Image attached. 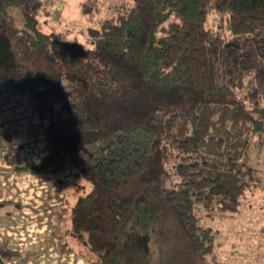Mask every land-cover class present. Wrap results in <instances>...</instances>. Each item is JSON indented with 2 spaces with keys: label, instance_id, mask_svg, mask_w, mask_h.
Wrapping results in <instances>:
<instances>
[{
  "label": "trees",
  "instance_id": "obj_1",
  "mask_svg": "<svg viewBox=\"0 0 264 264\" xmlns=\"http://www.w3.org/2000/svg\"><path fill=\"white\" fill-rule=\"evenodd\" d=\"M13 4L0 0V84L27 96L44 128L48 153L23 169L69 166L91 185L74 195L64 232L76 252L89 264H231L195 211L236 212L264 178V102L242 94L239 74L255 67L241 39L260 37L264 0H118L87 26L86 44L50 11H24L16 26ZM213 12L233 35L228 55L216 52ZM17 255L0 247V264Z\"/></svg>",
  "mask_w": 264,
  "mask_h": 264
},
{
  "label": "crops",
  "instance_id": "obj_2",
  "mask_svg": "<svg viewBox=\"0 0 264 264\" xmlns=\"http://www.w3.org/2000/svg\"><path fill=\"white\" fill-rule=\"evenodd\" d=\"M47 153L30 99L0 84V247L19 253L5 264H89L64 235L71 204L57 178L70 167L55 176L23 169Z\"/></svg>",
  "mask_w": 264,
  "mask_h": 264
},
{
  "label": "rangeland",
  "instance_id": "obj_3",
  "mask_svg": "<svg viewBox=\"0 0 264 264\" xmlns=\"http://www.w3.org/2000/svg\"><path fill=\"white\" fill-rule=\"evenodd\" d=\"M15 1L16 4L8 7L7 11L12 16L16 26L22 25L24 11H35V15L42 20L45 18L43 14L50 11L52 19L64 26H57V28L59 27L58 30L66 28L60 30H66V34L69 32L68 37L70 39L75 37L85 42L86 34L83 35V33L87 31V26H96L97 20L107 15L108 4L118 0H103L101 10L95 15L87 17L81 13V6L85 0ZM46 17L48 19L49 16ZM207 26L212 31L217 54L220 56L228 55L229 53L222 46L233 35L227 31L225 19H221L219 14L213 12L209 15ZM262 30L260 37L258 34L241 39L242 43L249 44V49L254 50L255 53V58L252 54L246 58L243 57V60L247 61L249 59L248 62L253 61L255 67L250 64L247 65L246 61V68L243 65H239L242 68L239 69V74L242 71V79L244 81L242 94L244 95L247 92L259 102H264V27ZM237 39H239V36ZM247 48L244 46V54L249 50ZM247 67L254 69H247ZM258 165L264 170V157L259 158ZM64 178L68 179L61 183L65 190L68 189L69 203L71 205L77 195H85L91 188V185L79 176L68 174ZM75 184L82 187L76 189L73 186ZM74 195L76 196L74 197ZM195 214L200 217L199 224L202 227L213 229V251L219 261L231 264H264V178L257 188L247 191L242 196L236 212L226 213L221 217L208 218L204 216L203 211L198 206ZM70 226L71 223L68 216L67 228H70ZM72 241L74 242V240ZM73 246L77 250L76 244Z\"/></svg>",
  "mask_w": 264,
  "mask_h": 264
}]
</instances>
